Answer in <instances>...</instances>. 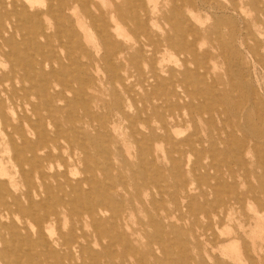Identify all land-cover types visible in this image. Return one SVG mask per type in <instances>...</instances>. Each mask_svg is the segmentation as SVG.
Listing matches in <instances>:
<instances>
[{
	"label": "rangeland",
	"instance_id": "rangeland-1",
	"mask_svg": "<svg viewBox=\"0 0 264 264\" xmlns=\"http://www.w3.org/2000/svg\"><path fill=\"white\" fill-rule=\"evenodd\" d=\"M246 1L192 0L194 12L190 6L179 3L189 19L185 24H191L192 32L187 33V39L194 42L197 49L195 55H188L186 65L189 70L202 65L199 71L208 70L212 74L210 79H205L212 85L210 95L217 98L212 116H216V109L224 114L221 123L214 120L215 125H207L204 120L209 117L208 113L180 109L182 117L176 126L182 133L177 139L192 135L191 144L195 149L189 152L187 146H181L177 152H164L161 158L158 145L148 143L151 151L146 154L145 150L137 149L136 142L143 144L141 137H132L135 133L132 135L131 130L140 129L142 119L155 126L157 120L151 109L144 106L134 123L120 117L108 102L110 96L104 92L108 73L97 61L93 45L87 41L83 44L92 52L89 66L87 57L73 52L70 38L47 32L51 40L40 53L50 49L62 58L64 69L54 63L43 67L46 88L49 92L53 88L63 89V100L56 103L63 112L58 115L62 120L61 129L71 126L83 130L82 142L89 157L84 164L70 167L68 178L73 185L80 179L90 181L81 186L83 199H86V189L94 192L92 198L97 197L98 193L91 188L96 185L106 188L110 197L112 194L116 203L106 204L102 216L108 220L106 231L111 236H124L130 244L125 245L124 240L112 242L108 250L95 246L93 221L83 218L86 240L93 246L95 255L88 254L82 264H152L150 249L163 247L168 249V258L173 264H264V19L253 17ZM259 2L264 6V0ZM16 39L23 41L19 36ZM37 41L41 45L45 43L41 38ZM35 52L32 45L27 46L22 57L25 54L29 60ZM175 58L178 60L176 55ZM80 63H84L83 68L79 67ZM89 76L94 78L97 90L92 91L85 85L84 94H76L65 88L70 84L73 90H79L81 84L77 83V78ZM200 87L201 84L193 81L187 85L190 91L196 92L197 96L192 99L195 107L204 106L206 101ZM92 94L100 100L95 98L83 108V99ZM69 118L74 120L71 124ZM217 127L221 128L220 132ZM196 139L209 141L203 143L205 163L202 164H191L186 157L188 152L190 159L196 158V149L200 148ZM210 149H215L217 156H211ZM10 153L4 151L2 156L7 170L13 172L8 160ZM172 158L177 159V163ZM141 160L151 162L152 166L136 168ZM127 163L133 167L128 168ZM133 169L136 174L143 169L145 184L141 179L134 181ZM35 175L27 177L34 183L37 182ZM10 178L18 183L12 192L23 207L11 203L12 198L5 192L8 188L5 182ZM0 184V208L9 201L11 212L1 223L9 225L16 219L20 222L18 230L28 222L37 227L36 218L23 213V208L29 204L23 195L26 192L21 177L3 176ZM67 191L73 194L68 188ZM32 209L33 214L38 212L49 218L42 225L52 227L55 235L66 234V228L72 223L68 209L56 206L51 200L43 207L35 205ZM51 211L56 214L51 215ZM102 236L103 245L111 243L108 235ZM31 249L28 242H22L12 231L0 227V251L18 257V264H54L52 259L46 261L35 254L29 255ZM156 255L163 258L165 254L161 250ZM180 258L187 259L186 263H181ZM0 264H4L1 258Z\"/></svg>",
	"mask_w": 264,
	"mask_h": 264
},
{
	"label": "bare ground",
	"instance_id": "bare-ground-1",
	"mask_svg": "<svg viewBox=\"0 0 264 264\" xmlns=\"http://www.w3.org/2000/svg\"><path fill=\"white\" fill-rule=\"evenodd\" d=\"M246 2L253 17L257 20L264 19V6L260 5L259 0ZM179 3L190 6L191 12H194L192 0H0V177H21V184L25 186L26 192L23 195L28 198L26 202L29 204L23 208V213L29 218L33 215L38 222L37 227L29 222L22 224L19 230V220L13 219L9 225L1 223L11 213L7 201L6 204H1L0 227L12 231L22 242H28L32 246L29 255L35 254L46 261L52 259L54 264H82L88 254L95 255L93 246L86 240L83 218L93 221L95 246L108 250L112 242H127L124 236H111L106 231L108 220L102 216L106 212L105 205L114 203L112 194L110 197L106 188L94 185L91 188L98 193L97 197L92 198L94 192L86 189V199H83L81 186L90 181L80 179L73 185L68 178L70 167L84 164L89 157L87 147L82 142L83 130L71 126L61 129L62 120L58 115L60 111V114L63 112L56 103L63 100V89L53 88L49 92L46 88L43 67L54 63L61 70L63 68L62 58L50 49L44 54L40 53V49L46 48L51 40V35L47 32L70 38L73 52L77 56L87 57L89 66L92 52L85 49L83 44L87 41L93 45L97 61L103 64L108 73V86L104 92L110 96L111 100L108 102L120 117L134 123L144 106L151 109L157 120L155 126L142 119L140 129L131 130L132 135L135 133L133 139H142L143 144L136 142L139 151L149 153L151 147L148 143H154L159 146L160 158L164 156V152H177L181 146H187L191 152L195 149L191 144L192 135L186 139H177L182 133L176 126L182 117L180 109L186 108L191 113L194 110L199 114L208 113L209 117L204 120L207 125H215L216 120L221 123L220 118L224 112L216 109V116H212L217 98L210 95L212 85L205 80L210 79L212 74L208 70L199 71L202 65H197L193 70H189L186 65L189 62L188 55H195L197 49L195 43L187 39V33L192 32L191 24H185L189 19L183 14ZM191 17L196 18L195 15ZM17 36L23 41L17 42ZM38 38L45 43L41 45ZM30 45L36 52L26 60L22 53ZM175 55L178 57V60L175 58L176 61ZM83 65L84 63H80L79 67L83 68ZM191 81L202 86L200 91L206 98L202 107L192 104V99L197 95L195 90L187 88ZM77 83L81 84L79 90H73L70 84L65 88L76 94H84L85 85L92 91L98 88L94 78L90 76L86 79L77 78ZM95 98L92 94L83 99L81 105L86 108V104ZM139 105L142 108H136ZM68 121L71 124L74 120L69 118ZM216 129L221 131L220 127ZM196 141L200 146L196 149V158L190 159L191 153L188 152L186 157L191 164H202L205 163L203 143L208 140ZM4 151L11 152L8 160L13 172H9L4 165ZM209 153L213 157L217 156L215 149H210ZM172 161L177 163L178 160L172 158ZM147 164L152 166L151 162L141 160L136 168ZM127 166L131 169L133 164L127 163ZM54 168L56 172H53ZM30 174H36L37 182L33 183L28 179L27 175ZM132 174L134 181L141 179L142 184H145L143 169L137 174L133 169ZM5 184L8 186L5 192L12 198L11 203L21 207L12 192L13 189L16 190L18 183L10 178ZM67 188L72 195H69ZM50 200L56 206L68 209L65 211L72 223L66 228V234L59 232L55 235L52 227L44 228L42 225L49 218L38 212L33 214L32 208L35 205L43 207ZM50 214L56 213L51 211ZM78 221L82 223L78 224ZM102 235H108L111 243L103 245ZM125 245L130 246L129 243ZM150 250L152 264H173L165 247ZM161 250L165 255L158 258L156 254ZM0 258L4 264H18V257L11 254L0 251ZM141 258L139 256V261ZM186 261L187 259L180 258L181 263Z\"/></svg>",
	"mask_w": 264,
	"mask_h": 264
}]
</instances>
